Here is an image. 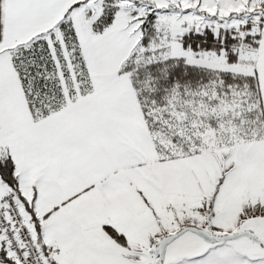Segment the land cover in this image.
<instances>
[{"label":"snow or ice","instance_id":"obj_1","mask_svg":"<svg viewBox=\"0 0 264 264\" xmlns=\"http://www.w3.org/2000/svg\"><path fill=\"white\" fill-rule=\"evenodd\" d=\"M0 264H264V0H0Z\"/></svg>","mask_w":264,"mask_h":264}]
</instances>
